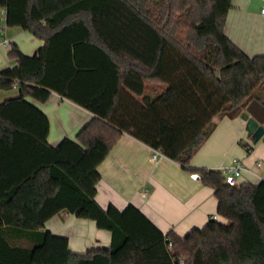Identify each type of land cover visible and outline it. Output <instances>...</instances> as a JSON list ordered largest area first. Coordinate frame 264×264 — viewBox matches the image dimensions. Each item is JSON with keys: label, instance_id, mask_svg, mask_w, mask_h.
Wrapping results in <instances>:
<instances>
[{"label": "trees", "instance_id": "1", "mask_svg": "<svg viewBox=\"0 0 264 264\" xmlns=\"http://www.w3.org/2000/svg\"><path fill=\"white\" fill-rule=\"evenodd\" d=\"M230 5L0 0L7 27L44 42L32 55L10 44L16 65L0 70V90L18 91L0 102V264H264V179L229 186L221 171L188 167L214 117H240L252 100L264 106V55L226 37ZM51 92L94 115L56 146L47 116L26 100ZM122 133L197 172L225 222L179 236L131 204L102 208L97 167ZM62 211L94 221L110 244L72 252L44 227Z\"/></svg>", "mask_w": 264, "mask_h": 264}, {"label": "crops", "instance_id": "2", "mask_svg": "<svg viewBox=\"0 0 264 264\" xmlns=\"http://www.w3.org/2000/svg\"><path fill=\"white\" fill-rule=\"evenodd\" d=\"M259 0H231L224 22L226 37L247 56L264 55V15ZM5 14L0 10V29ZM6 26V25H5ZM8 28L10 29L8 32ZM7 27L5 36L25 55H32L43 40L28 31ZM9 46L0 45V70L16 65L8 56ZM0 90V102L18 95ZM26 100L48 118L47 142L56 146L62 139L75 140L77 132L94 116L72 101L51 92L45 102L30 97ZM215 127L190 159L189 168L220 171L239 160L243 171L239 182L260 181L264 178L263 138L253 142L240 117H214ZM249 150V151H248ZM261 162L260 167L255 163ZM100 180L96 184V202L106 208L109 204L119 210L131 204L138 208L160 231H172L184 236L193 228H202L217 215L214 188L194 178L197 172L187 171L179 163L161 156L151 158V148L127 133H122L104 160L98 165ZM225 222L222 217H218ZM53 234L66 236L72 252H84L89 247H106L110 232L100 230L94 221L81 219L62 211L45 223Z\"/></svg>", "mask_w": 264, "mask_h": 264}, {"label": "built area", "instance_id": "3", "mask_svg": "<svg viewBox=\"0 0 264 264\" xmlns=\"http://www.w3.org/2000/svg\"><path fill=\"white\" fill-rule=\"evenodd\" d=\"M261 2L264 3V0H259ZM260 13L262 15H264V4L262 5V7L260 8ZM5 29L6 26H2V28L0 29V45H4V46H9L10 42L9 40L6 38L5 36ZM163 156L158 150L155 149H151V158L152 160H157L159 157ZM256 167H260L261 166V162L257 161L255 163ZM223 175H224V180L225 183L228 184L229 186H235L238 184L239 182V178L241 177L242 171H243V166L242 163L239 160L234 161V163L228 167L222 168L220 170ZM194 178H199L200 176L198 174H193L192 175ZM256 177L261 181L264 178L260 177L258 175H256ZM217 215H213L211 217V219H217ZM168 246H171V243L169 242ZM179 264H184V261L182 259L179 260Z\"/></svg>", "mask_w": 264, "mask_h": 264}, {"label": "water", "instance_id": "4", "mask_svg": "<svg viewBox=\"0 0 264 264\" xmlns=\"http://www.w3.org/2000/svg\"><path fill=\"white\" fill-rule=\"evenodd\" d=\"M240 118L245 121V129L253 142L264 137V106L257 100H252Z\"/></svg>", "mask_w": 264, "mask_h": 264}, {"label": "rangeland", "instance_id": "5", "mask_svg": "<svg viewBox=\"0 0 264 264\" xmlns=\"http://www.w3.org/2000/svg\"><path fill=\"white\" fill-rule=\"evenodd\" d=\"M1 26H2V25H1ZM9 30H10V29L8 28V30H7V31H8V32H10ZM12 30H18V31H19L20 29H12ZM11 91H12V90H11V89H9V90H3L2 92H7V93H9V94H10V93H12Z\"/></svg>", "mask_w": 264, "mask_h": 264}]
</instances>
